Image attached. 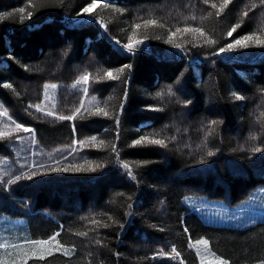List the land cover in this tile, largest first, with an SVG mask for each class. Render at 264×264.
<instances>
[{"label": "trees", "instance_id": "16d2710c", "mask_svg": "<svg viewBox=\"0 0 264 264\" xmlns=\"http://www.w3.org/2000/svg\"><path fill=\"white\" fill-rule=\"evenodd\" d=\"M91 3L0 0V214L27 219V243L74 250L23 264H201L204 239L226 264H264V218L212 226L184 202L264 186V0ZM47 83L77 84L80 105L42 112Z\"/></svg>", "mask_w": 264, "mask_h": 264}, {"label": "rangeland", "instance_id": "374dc122", "mask_svg": "<svg viewBox=\"0 0 264 264\" xmlns=\"http://www.w3.org/2000/svg\"><path fill=\"white\" fill-rule=\"evenodd\" d=\"M85 21L90 22V20ZM99 26L101 30L104 28L101 23H99ZM71 87L72 89L68 86L63 87L62 84L47 83L42 98L37 105L39 106L38 109L44 113L53 114L56 109L63 106L75 108L78 104L80 105V99L77 100L75 97L77 84H72ZM78 91H81V89ZM64 94L66 97L62 100ZM82 94L81 105L83 107H88L96 102V98L90 96L89 92L84 89ZM184 202L191 210L197 211L206 224L212 226L246 228L262 221L264 218V186L255 192L249 201L241 205H234L229 200H216L207 196L193 194L187 196ZM26 220V218H14L0 214V256H2L0 264H2L1 261L23 264L31 257L39 258L41 255L47 257L49 256V251L51 255L55 253L69 254L74 251L73 248L62 245L57 235L53 236L55 240H52L53 237H51L48 240L27 243L29 233L26 228L24 230L23 226L26 225ZM44 241H48V243H42ZM192 244H195L193 240ZM194 247L198 250L201 264H219L220 261L226 264L225 259L215 256L207 248L208 241L207 244L198 243L197 241V245H194Z\"/></svg>", "mask_w": 264, "mask_h": 264}, {"label": "snow or ice", "instance_id": "6c2138e0", "mask_svg": "<svg viewBox=\"0 0 264 264\" xmlns=\"http://www.w3.org/2000/svg\"><path fill=\"white\" fill-rule=\"evenodd\" d=\"M207 2V0H206ZM230 2V0H224V4L221 5V11L223 10L224 7L227 6V4ZM96 3V0H93V3L89 4L86 8L83 9V11L85 13H89L90 12V9L93 8V6L95 5ZM213 7H215V5H213ZM21 13H23L25 11V9L21 8L19 10ZM219 14V13H217ZM7 15H12L11 13L7 14ZM29 17L31 16V13H28ZM146 24H155L156 21L154 20H151V21H146L145 22ZM240 25H236L229 33L228 35L229 36H232V33L236 31V28H238ZM136 27H139V25H137ZM177 31H180V29H177ZM184 31H196V32H200L201 35H203V32L200 30V29H184ZM174 35V33H173ZM254 39L253 36L251 35H245L243 37H240L238 39H236L233 43H229L227 45V47H221L219 49V51L221 53L223 52H226V51H231L235 48H247L249 47V41H252ZM140 43V41H135L134 43H129L127 45H125L124 47L127 48L129 51L133 50L135 44H138ZM206 43H215V41H206ZM257 43L258 45L260 46H264V40H257ZM176 47H180V45H175ZM119 71H123V69H120ZM106 77L109 78V79H118L119 77L114 75L112 71H107L105 73ZM82 79L86 82L88 80V76L85 75L84 77H82ZM79 83V82H78ZM53 87H55V85H53ZM85 91H87V89H85ZM237 99H243L242 96H237L236 97ZM37 108H39V106H37ZM102 111V110H100ZM49 115H51V113H49ZM103 115L107 116L108 113L107 112H103ZM73 117L71 116H61L59 117V119H72ZM213 124L216 123V121H213L212 122ZM19 127V126H18ZM4 135L3 133H0V136ZM93 140H95V137L92 138ZM101 143H103V141H101ZM143 143H151V144H155V145H161V146H164V141L163 140H160V139H149L147 137H141L139 140H136L134 141V144L135 145H140V144H143ZM254 151H261V149L257 148V149H254ZM209 155H212V153L210 152ZM125 168H128L129 166L127 164L124 165ZM54 170H57V169H54ZM129 174H131V172H129ZM28 178H31V176H29ZM17 180L21 179V177H16ZM52 240H55V237L52 238ZM42 243H48V241H44ZM58 243V242H57ZM198 243H204V244H207V241H198ZM173 251H175L173 249ZM67 254V253H65ZM49 255H51V252L49 251ZM40 259H43V255H41L39 257ZM219 264H224L223 261H220Z\"/></svg>", "mask_w": 264, "mask_h": 264}, {"label": "bare ground", "instance_id": "6f19581e", "mask_svg": "<svg viewBox=\"0 0 264 264\" xmlns=\"http://www.w3.org/2000/svg\"><path fill=\"white\" fill-rule=\"evenodd\" d=\"M262 145V144H261Z\"/></svg>", "mask_w": 264, "mask_h": 264}]
</instances>
